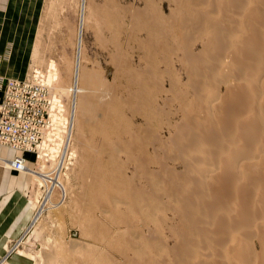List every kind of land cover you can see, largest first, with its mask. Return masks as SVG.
<instances>
[{
    "label": "bare ground",
    "instance_id": "1",
    "mask_svg": "<svg viewBox=\"0 0 264 264\" xmlns=\"http://www.w3.org/2000/svg\"><path fill=\"white\" fill-rule=\"evenodd\" d=\"M170 1L174 6L169 17H160L157 13L159 21L156 23L154 18L155 24L150 22L144 27L147 26L152 37L158 36L163 41L156 48L162 51L170 45H179L182 50L180 60L186 82L181 83L177 78L170 84L178 105L175 112L172 110L177 118L175 129L168 142L152 137L154 140L147 143L152 150L146 149V143L141 144L143 140L138 144L137 133L129 131L128 151L129 160L132 158L137 165L135 168L146 172L149 182L158 187V192L153 189L156 197L153 192L154 198L150 197L161 215L172 213L176 239L173 246H167L159 236V256L147 259L141 252L139 262L237 264V260H254L264 264V0ZM84 6L80 13L78 54L73 73V81L75 78L78 82L75 93L71 94L69 89L73 81L66 88L53 84L57 76L54 72L53 78L51 75L49 78V73L55 64H51L52 70L45 73L50 87L71 99L73 144L70 158H74V125L77 126L79 121L84 124L95 109L92 84L97 82L103 89L107 85L98 73L83 67ZM144 44L141 45L144 52L146 49L148 53L152 51V46ZM155 61H149L145 69H129L132 76L129 84L135 89L133 92V88L130 89L128 100L141 103L134 111L146 119L150 112L146 113L145 95L150 80H154L152 76L159 70L156 64L154 67ZM161 113L164 115V111ZM141 126H138L139 132L143 131ZM151 132L146 131V134L149 136ZM42 168L41 164L38 172L32 174L44 182L39 173ZM61 177L59 175L58 179L62 181ZM130 196L127 191L123 194L125 199ZM124 202L132 208L137 206L131 200ZM140 203L144 201L140 200ZM37 213L38 217L40 211ZM116 217L121 221L125 219L119 214Z\"/></svg>",
    "mask_w": 264,
    "mask_h": 264
},
{
    "label": "rangeland",
    "instance_id": "2",
    "mask_svg": "<svg viewBox=\"0 0 264 264\" xmlns=\"http://www.w3.org/2000/svg\"><path fill=\"white\" fill-rule=\"evenodd\" d=\"M170 2L31 0L32 7L28 11L27 25L18 27L19 35L13 42L19 55L28 57L29 64L24 76L33 68H40L45 73L53 68L49 78L55 72V86L66 88L71 85L78 54L80 13L85 5L83 67L98 73L99 78L107 85L103 89L97 82L92 84L95 98V109L91 112L93 115L90 113L84 124L81 125L79 120L82 119H79L76 121H79L77 126L74 125V158L66 169L65 180L61 177L68 191L66 200L61 205H49L40 212L39 218L34 217L21 242L9 253L10 255L14 252L22 256L20 262L8 261V257V260L1 264H140L141 252L147 259L159 256L160 237L167 246L174 245L176 236L172 229L173 215L171 212L161 215L155 210V202L151 197H156V191L153 189L158 192V187L149 182L146 172L135 168L137 165L132 158L129 160L128 151L129 131L138 134V126L142 124L143 131L139 132L142 135L136 134V139L138 144L143 140L141 144L146 143V149L150 147L149 150H152V147L147 143L158 138L162 142H168L175 129L177 118L173 113L178 105L170 84L177 78H180L181 83L186 82L180 60L182 50L179 45H170L167 50L163 48L162 51L161 48H156L157 44L163 41L161 42L158 36L152 37L147 26L144 27V24L148 25L150 22L155 24L154 18L156 19L158 14L160 17H169L170 9L174 6L173 2ZM157 19L156 23L159 21ZM142 43L152 46V51L148 53L146 49L144 52ZM170 43L173 45L172 37ZM147 54L151 55L148 57ZM153 60L157 61L154 62V67L157 65L159 70L155 68L158 73L152 76L154 80H150L152 84L150 83L145 95L146 113L150 112L146 119L134 111V107L141 103L138 104L131 98L128 100L131 97L130 89L133 88L132 92L135 89L129 84L132 77L129 69H145L149 61ZM51 64L55 65L51 68ZM168 92L170 93L167 95ZM65 99L71 104L70 98L65 96ZM161 111H164V115ZM145 119L149 123H145ZM146 131L151 132L149 136ZM133 155L137 156L136 150ZM39 165L41 166V163ZM149 166L151 168V165ZM34 179L35 183L32 179V188L27 195L33 198V215L35 207L39 205L40 208L42 204L35 201L42 190L40 184L43 183L37 180L36 175ZM130 180L134 181L131 183ZM125 191L130 192L129 199L123 197ZM125 200L134 201L137 206L132 208L124 202ZM140 200L144 203H140ZM116 214L125 216V219L121 221ZM237 262L260 264L254 260Z\"/></svg>",
    "mask_w": 264,
    "mask_h": 264
},
{
    "label": "built area",
    "instance_id": "3",
    "mask_svg": "<svg viewBox=\"0 0 264 264\" xmlns=\"http://www.w3.org/2000/svg\"><path fill=\"white\" fill-rule=\"evenodd\" d=\"M78 82L74 78L70 93L74 94ZM0 145L17 150L5 159L17 171L37 173L45 179L34 209V216L50 206L61 205L67 198L65 172L73 158L70 105L65 96L54 91L46 80L45 71L33 68L26 76L0 77ZM70 98V97H69ZM31 152L34 165L25 163L24 152ZM54 180V182H52ZM40 199V200H39ZM39 203V204H40Z\"/></svg>",
    "mask_w": 264,
    "mask_h": 264
},
{
    "label": "crops",
    "instance_id": "4",
    "mask_svg": "<svg viewBox=\"0 0 264 264\" xmlns=\"http://www.w3.org/2000/svg\"><path fill=\"white\" fill-rule=\"evenodd\" d=\"M31 7V0H0V77L3 79L22 78L28 68V57L20 56L13 42L19 35L18 27L27 25ZM17 152L0 145V158H10ZM23 155L25 163L33 166V153L26 151ZM4 160L0 159V264L8 259L14 262L22 260V256L9 253L21 242L34 219L33 198L27 196L32 188V179L35 183L34 176L11 168Z\"/></svg>",
    "mask_w": 264,
    "mask_h": 264
}]
</instances>
